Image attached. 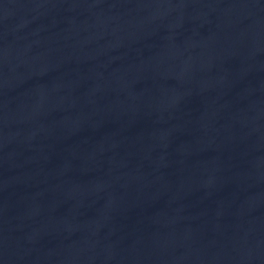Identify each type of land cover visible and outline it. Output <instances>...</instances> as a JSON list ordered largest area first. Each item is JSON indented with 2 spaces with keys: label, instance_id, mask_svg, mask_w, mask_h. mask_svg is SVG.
Segmentation results:
<instances>
[{
  "label": "water",
  "instance_id": "1",
  "mask_svg": "<svg viewBox=\"0 0 264 264\" xmlns=\"http://www.w3.org/2000/svg\"><path fill=\"white\" fill-rule=\"evenodd\" d=\"M0 264H264V0H0Z\"/></svg>",
  "mask_w": 264,
  "mask_h": 264
}]
</instances>
